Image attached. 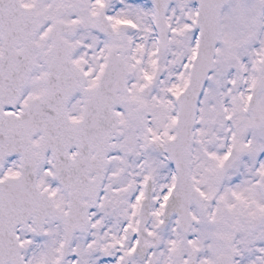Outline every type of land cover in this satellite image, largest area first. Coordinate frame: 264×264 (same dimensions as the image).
<instances>
[{
	"label": "snow or ice",
	"instance_id": "1",
	"mask_svg": "<svg viewBox=\"0 0 264 264\" xmlns=\"http://www.w3.org/2000/svg\"><path fill=\"white\" fill-rule=\"evenodd\" d=\"M0 264H264V0H0Z\"/></svg>",
	"mask_w": 264,
	"mask_h": 264
}]
</instances>
